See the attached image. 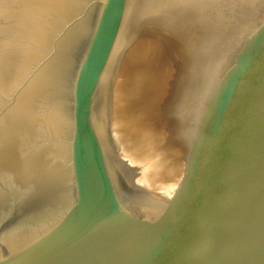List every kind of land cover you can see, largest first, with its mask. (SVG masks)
I'll return each mask as SVG.
<instances>
[{"label": "water", "instance_id": "obj_1", "mask_svg": "<svg viewBox=\"0 0 264 264\" xmlns=\"http://www.w3.org/2000/svg\"><path fill=\"white\" fill-rule=\"evenodd\" d=\"M0 264H264V0H0Z\"/></svg>", "mask_w": 264, "mask_h": 264}]
</instances>
